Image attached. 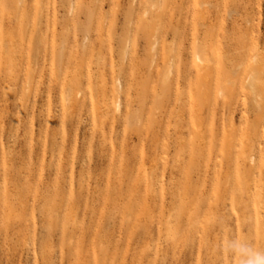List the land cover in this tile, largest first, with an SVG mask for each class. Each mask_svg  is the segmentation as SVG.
Masks as SVG:
<instances>
[{
  "label": "rangeland",
  "instance_id": "374dc122",
  "mask_svg": "<svg viewBox=\"0 0 264 264\" xmlns=\"http://www.w3.org/2000/svg\"><path fill=\"white\" fill-rule=\"evenodd\" d=\"M0 5V264L264 257V0Z\"/></svg>",
  "mask_w": 264,
  "mask_h": 264
},
{
  "label": "clouds",
  "instance_id": "9594fccd",
  "mask_svg": "<svg viewBox=\"0 0 264 264\" xmlns=\"http://www.w3.org/2000/svg\"><path fill=\"white\" fill-rule=\"evenodd\" d=\"M249 264H264V257L257 256L254 260L249 261Z\"/></svg>",
  "mask_w": 264,
  "mask_h": 264
},
{
  "label": "snow or ice",
  "instance_id": "6c2138e0",
  "mask_svg": "<svg viewBox=\"0 0 264 264\" xmlns=\"http://www.w3.org/2000/svg\"><path fill=\"white\" fill-rule=\"evenodd\" d=\"M0 7H4L3 5H0Z\"/></svg>",
  "mask_w": 264,
  "mask_h": 264
}]
</instances>
